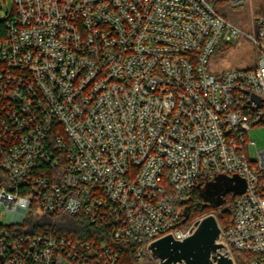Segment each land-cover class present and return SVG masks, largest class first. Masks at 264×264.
<instances>
[{"label":"built area","instance_id":"built-area-1","mask_svg":"<svg viewBox=\"0 0 264 264\" xmlns=\"http://www.w3.org/2000/svg\"><path fill=\"white\" fill-rule=\"evenodd\" d=\"M219 0H13L0 38V264H116L120 242L190 234L198 187L239 175L222 236L264 264V16L242 32ZM238 4L243 0H228ZM244 34L251 68L212 65ZM100 229L93 243L62 216ZM47 219V221H45ZM65 219V218H64Z\"/></svg>","mask_w":264,"mask_h":264},{"label":"water","instance_id":"water-1","mask_svg":"<svg viewBox=\"0 0 264 264\" xmlns=\"http://www.w3.org/2000/svg\"><path fill=\"white\" fill-rule=\"evenodd\" d=\"M246 186V180L237 174L220 176L201 187V193L205 200L216 197L212 206H218L224 202L227 194H242ZM148 253L155 264H236L214 213L198 219L190 234L184 238L178 239L173 234H167L152 241L148 245ZM0 259L3 261L4 257Z\"/></svg>","mask_w":264,"mask_h":264},{"label":"rangeland","instance_id":"rangeland-1","mask_svg":"<svg viewBox=\"0 0 264 264\" xmlns=\"http://www.w3.org/2000/svg\"><path fill=\"white\" fill-rule=\"evenodd\" d=\"M219 1L217 4V9L224 6L227 9V17L238 26L242 32L251 33L256 28V21L259 16L264 13V0H243L238 4L223 3ZM14 3L13 0H0V20H3L6 17L8 10L13 9ZM223 46V47H221ZM221 47V48H220ZM220 48V49H219ZM219 49V50H218ZM216 53L214 54L212 65L218 68H234V67H245V66H254L257 61V51L254 45L246 38L244 34H241L238 39L231 44L221 43L218 47ZM249 136L252 140L256 142V147H251V152L253 156L256 154V150L264 149V122H259L252 124L249 131ZM232 194V193H229ZM226 209L231 210V205H226L223 209H216V213H221ZM223 211V213H225ZM229 210H226L228 213ZM225 217H228L226 215ZM200 215H197L186 223L183 228L187 231L192 228L194 223L201 219ZM64 219L62 216L59 220ZM150 255V254H149ZM152 259V257L150 256ZM139 264H149L151 261L141 260ZM152 264H155L152 259ZM244 264V261H243Z\"/></svg>","mask_w":264,"mask_h":264},{"label":"trees","instance_id":"trees-1","mask_svg":"<svg viewBox=\"0 0 264 264\" xmlns=\"http://www.w3.org/2000/svg\"><path fill=\"white\" fill-rule=\"evenodd\" d=\"M219 1L223 3H226L227 1L230 4L228 0H219ZM227 9L228 7L225 8L224 6H222V8H218V11L221 14H223L227 19H229L227 17V14H228ZM261 16H264V13ZM6 21H7L6 17L3 20H0V38L3 37L6 33V30H7ZM251 67L253 66H245V67H239V68H251ZM201 187H198L197 189H195L194 197L186 206L184 216L179 221L178 227H181L183 230H185L183 226H185L188 221L194 218L196 214L200 215L201 217L209 213L215 214L214 211L216 209H219V208L223 209L226 205L228 206L231 205V210L226 209V210H229L228 213L226 212V210L225 211L223 210L225 213H223V211L219 214L216 213V216L218 218V221L221 227L225 229L229 224H231L233 220L232 208H233L234 196L232 194H229L224 203H222L218 208H214V206H212L211 204H208L206 200L204 199L201 193ZM226 215H228V217H225ZM64 218L65 219H63V221L57 224V227L61 232H66L68 234H75L78 238H81V239H84V240H87L93 243H97L99 240H103V238L98 237V231H100V229L96 227V225L89 223L85 219V217H83L82 215H77V216L65 215ZM45 221H47V219H45ZM118 246L121 248V254L116 264H139L141 263L140 260L136 258V251H135L134 244L127 243V242H120L118 243ZM233 255H234L236 264H243V261L245 262V260L249 257L247 253L237 252V251H234ZM147 259L151 261L149 264H152V259L150 258L149 253L145 252L142 260L144 261Z\"/></svg>","mask_w":264,"mask_h":264},{"label":"flooded vegetation","instance_id":"flooded-vegetation-1","mask_svg":"<svg viewBox=\"0 0 264 264\" xmlns=\"http://www.w3.org/2000/svg\"><path fill=\"white\" fill-rule=\"evenodd\" d=\"M228 195L229 194H227L225 197H224V202L226 201V199H227V197H228ZM208 200H206V202L208 203V204H211V205H214V203L216 202V197H211V198H207ZM223 202V203H224ZM220 205H218V206H214V208H218Z\"/></svg>","mask_w":264,"mask_h":264}]
</instances>
